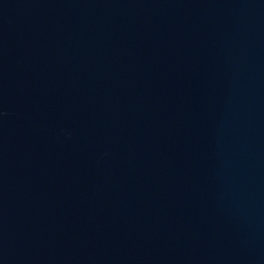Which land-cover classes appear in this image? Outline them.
I'll return each instance as SVG.
<instances>
[{
	"label": "water",
	"instance_id": "obj_1",
	"mask_svg": "<svg viewBox=\"0 0 264 264\" xmlns=\"http://www.w3.org/2000/svg\"><path fill=\"white\" fill-rule=\"evenodd\" d=\"M0 264H264V0H0Z\"/></svg>",
	"mask_w": 264,
	"mask_h": 264
}]
</instances>
